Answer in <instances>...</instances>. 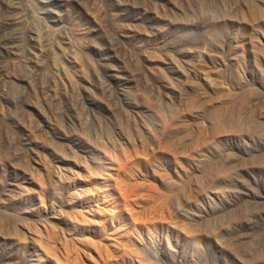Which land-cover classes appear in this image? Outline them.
I'll return each mask as SVG.
<instances>
[{
	"label": "rangeland",
	"instance_id": "obj_1",
	"mask_svg": "<svg viewBox=\"0 0 264 264\" xmlns=\"http://www.w3.org/2000/svg\"><path fill=\"white\" fill-rule=\"evenodd\" d=\"M0 264H264V0H0Z\"/></svg>",
	"mask_w": 264,
	"mask_h": 264
}]
</instances>
